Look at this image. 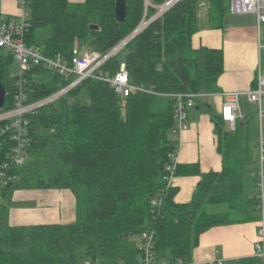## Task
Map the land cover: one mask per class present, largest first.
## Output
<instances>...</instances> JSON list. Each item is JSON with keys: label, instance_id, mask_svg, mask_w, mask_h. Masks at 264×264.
I'll return each instance as SVG.
<instances>
[{"label": "trees", "instance_id": "16d2710c", "mask_svg": "<svg viewBox=\"0 0 264 264\" xmlns=\"http://www.w3.org/2000/svg\"><path fill=\"white\" fill-rule=\"evenodd\" d=\"M168 1L126 0L125 20L118 23L115 0H32L24 41L48 57L67 58L74 48L105 54ZM228 3L180 0L126 45L130 84L157 95L133 92L120 100L108 84L87 79L26 118L23 164L10 169L15 180L1 190L0 264H140L144 231L154 232L157 260L164 255L169 264H193L203 233L258 219L259 149L252 118L242 117L230 131L221 116L212 115L222 170L203 174L195 164L177 165L174 177H200L188 203L173 201L176 189L168 188L166 180L177 145L172 137L176 101L160 95L218 93L222 51L194 49L191 40L198 31L201 4L207 6L210 24L220 28ZM13 64L12 54L1 50L0 83L6 97L0 112L14 106ZM120 66L115 56L100 71L113 76ZM65 84L48 70L33 67L25 74L23 91L29 101H36ZM13 146L9 135L0 136V165L9 162ZM23 190L69 191L75 199V221L9 225L13 193ZM217 205L223 210L208 211Z\"/></svg>", "mask_w": 264, "mask_h": 264}, {"label": "crops", "instance_id": "0c3cea01", "mask_svg": "<svg viewBox=\"0 0 264 264\" xmlns=\"http://www.w3.org/2000/svg\"><path fill=\"white\" fill-rule=\"evenodd\" d=\"M83 1L67 0L71 4ZM0 13L15 20L19 16L16 1L0 0ZM197 17L198 31L192 37V47L221 50L223 73L217 81L218 93L200 96L194 107L187 111V129L179 135L177 165L195 164L204 174L222 170L211 118L212 115L221 116L225 94L237 93L238 101H248L246 93L254 89L257 69L259 66L262 69L264 61V24L258 26L252 15L227 13L221 27L215 28L209 22L205 4L199 7ZM261 124L255 120L256 140L260 134L264 139ZM225 128L229 130L227 122ZM199 180L197 175L174 177L171 182V188L176 189L173 201L188 203ZM74 221L75 199L66 190L15 191L9 204L8 223L11 226L71 224ZM258 225L257 219L206 231L193 251V264H206L216 259L254 258Z\"/></svg>", "mask_w": 264, "mask_h": 264}, {"label": "built area", "instance_id": "2783aa9c", "mask_svg": "<svg viewBox=\"0 0 264 264\" xmlns=\"http://www.w3.org/2000/svg\"><path fill=\"white\" fill-rule=\"evenodd\" d=\"M19 11V16L15 19L6 17L0 18V51L10 52L13 56L16 73V94L14 106L0 112V123L4 126L0 130V136L9 135L14 146L10 151L9 162L0 165V203L2 201L1 190L8 187L15 180L9 175L11 168L21 166L24 160L25 137L27 135V117L36 113L39 109L55 103L64 97L69 91L79 86L87 79H95L108 84L115 96L123 100L131 93H145L154 95L157 93L143 86L130 84L125 65L122 64L119 71L110 76L102 73L101 68L113 57L117 55L126 45L138 35L151 21L163 14L167 9L180 0H170L160 6L155 16L148 20H143L141 24L126 38L121 40L117 45L108 50L105 54L92 51L86 48H74L71 54L66 57H48L43 54L39 47H28L25 44V34L28 30V5L32 0H15ZM48 1V0H43ZM228 13L231 15H252L256 18L257 25L264 24V0H229ZM33 67H41L48 70L51 74L64 80L66 84L49 95L36 100L29 101V98L23 91L25 83V74ZM175 99L174 112V129L172 137L176 141V149L170 155L171 163L167 167L169 173L167 187H171L174 173L177 167V157L179 155V135L187 129V111L194 107L195 99L202 95L195 94H174L160 95ZM264 96V72L261 67L257 69L254 89L246 93L247 100L258 107L259 121L264 120V109L262 107V98ZM239 94L223 95V105L221 118L229 125V130L234 131L237 120L242 119V114L238 106ZM259 171H258V195H257V214H258V231L257 241L254 245L255 257L264 264V139L259 136ZM154 206H159L160 201L153 202ZM140 264H161L155 258L154 254V232L144 231L141 234ZM83 264H92L84 261ZM165 264V263H162ZM206 264H235V261L216 259Z\"/></svg>", "mask_w": 264, "mask_h": 264}, {"label": "rangeland", "instance_id": "374dc122", "mask_svg": "<svg viewBox=\"0 0 264 264\" xmlns=\"http://www.w3.org/2000/svg\"><path fill=\"white\" fill-rule=\"evenodd\" d=\"M127 53H128V48L127 47L123 48L119 53H117L116 59H117L119 64H121V65L124 64V61H125ZM262 68H263L262 72H264V61L262 63ZM15 73H16V65L13 64L10 67V74H11V76H13ZM197 100H198V98L195 100L196 103L198 102ZM238 106H239L241 114L243 115V117L245 119L252 118V119H254L256 121L259 120V111H258V107H257L256 104L248 102V101L239 100L238 101ZM262 107L264 109V96L262 98ZM261 125H262V132H263V136H264V120L262 121ZM222 210H223V207L219 206V205L211 206V207L208 208L209 212H220ZM159 262L161 264L162 263L169 264V263H167V261L164 260V255H162V257L159 260Z\"/></svg>", "mask_w": 264, "mask_h": 264}, {"label": "water", "instance_id": "95a60500", "mask_svg": "<svg viewBox=\"0 0 264 264\" xmlns=\"http://www.w3.org/2000/svg\"><path fill=\"white\" fill-rule=\"evenodd\" d=\"M173 0H170V2ZM125 9H126V0H115L114 3V17L116 22L123 23L125 20ZM96 29V27H92ZM6 97V89L0 83V109H2Z\"/></svg>", "mask_w": 264, "mask_h": 264}]
</instances>
